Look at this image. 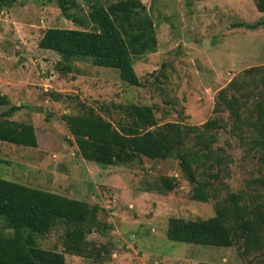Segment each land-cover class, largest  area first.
<instances>
[{"label": "rangeland", "instance_id": "1", "mask_svg": "<svg viewBox=\"0 0 264 264\" xmlns=\"http://www.w3.org/2000/svg\"><path fill=\"white\" fill-rule=\"evenodd\" d=\"M121 1L94 4L106 8ZM132 1L150 22L154 41L152 51L132 60L138 86L122 82L115 69L92 65L89 58L65 62L37 48L47 28L93 31L89 3L72 0L68 17L60 14L55 0H16L0 10V94L8 100L0 113L17 107L5 118L30 124L36 136L35 148L0 142V179L95 207L92 225L83 227L78 241L66 240L70 228L60 221L35 236L39 248L61 253L64 264H259L260 253L243 252L241 239L214 248L165 238L168 218L206 219L215 202L191 200V186L176 160L136 157L101 168L76 154L62 117L77 114L80 105L116 129L124 121L117 106L131 104L151 107L157 126H197L215 117L219 89L231 79L257 83L261 72L247 77L242 71L264 66V12L255 9L253 0ZM262 92L264 84L249 94L244 117L251 115ZM220 117L223 127L216 131L213 148L230 161L223 186L253 207L264 201V153L250 148L247 136L240 141L228 131L225 112ZM163 176L175 182L165 194L153 189ZM224 196L222 190L218 200ZM0 229L10 232L1 220Z\"/></svg>", "mask_w": 264, "mask_h": 264}, {"label": "trees", "instance_id": "2", "mask_svg": "<svg viewBox=\"0 0 264 264\" xmlns=\"http://www.w3.org/2000/svg\"><path fill=\"white\" fill-rule=\"evenodd\" d=\"M15 1L0 0V10ZM83 1L89 3L87 19L94 30L47 28L42 31L37 48L54 52L65 62L89 58L92 65L115 69L122 82L138 86L132 60L154 48L150 22L136 11L138 4L132 0L106 8L94 4L97 0ZM253 1L255 9L264 12V1ZM72 4V0H55L64 17H68ZM247 27L255 29L254 25ZM69 67L65 65L63 70ZM254 72H261L257 83L249 81L250 78L231 79L219 89L212 107L215 117L197 126L178 123L157 126L151 107L132 104L117 106L124 116L117 129L82 105L77 114L64 115L62 119L81 159L101 168L129 163L136 157L176 160L191 186V200L199 203L215 200L213 215L206 219L168 218L164 232L168 241L226 248L241 239L243 252H259V264H264V201L250 207L241 195L227 192L222 178L227 176L230 161L219 147L213 148L218 140L216 131L223 127L220 114L225 112L228 131L240 141L247 136L250 148L264 153V92L248 111L251 115H242L249 94L264 84V66L244 70L242 75L251 77ZM6 105L8 100L0 94V107ZM16 109L10 106L0 113V142L35 148L32 126L5 118ZM260 184L264 186V179ZM174 188L172 177H159L153 185L154 190L163 194ZM222 190L225 196L218 200ZM94 210L95 207L89 208L82 201L0 179V220L4 229L10 231L0 229V264H64L61 253L39 248L35 236L47 233L55 221H60L70 228L66 240L78 241L83 227L92 225Z\"/></svg>", "mask_w": 264, "mask_h": 264}]
</instances>
